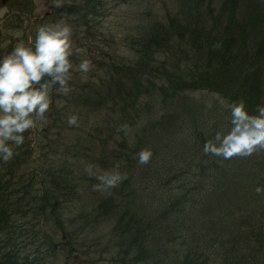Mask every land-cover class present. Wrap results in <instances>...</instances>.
I'll return each mask as SVG.
<instances>
[{"label": "trees", "instance_id": "trees-1", "mask_svg": "<svg viewBox=\"0 0 264 264\" xmlns=\"http://www.w3.org/2000/svg\"><path fill=\"white\" fill-rule=\"evenodd\" d=\"M185 3L188 17L181 27L174 20L169 26L150 28L138 51L139 61L127 69L133 83L126 97L132 101L130 109L135 113L138 100L149 97L152 102L146 114L152 115L148 118L151 125L146 124L138 133L139 141L135 140L128 158L123 153L126 139L121 133L122 141L116 144L113 156L129 176L120 185L123 190L106 193L95 204V224L115 221L116 230L123 234L122 254L128 255L132 264H264V227L257 229L264 225V195L254 190L257 184H264V151L230 161L202 153L205 139L216 129L229 126L233 101L246 100L253 112L259 103L264 0H225L230 16L220 29L213 24V0ZM182 39L188 40L189 49L181 52L177 67L169 70L165 62L155 61L172 41ZM195 91L216 94L225 105L205 96L196 100L185 96ZM122 95L123 91L120 101L126 104ZM153 111L160 115L156 117ZM129 117L132 127L134 116ZM29 147L24 144L13 160L0 163V264H20L24 259L16 247L20 214L25 219L31 212L38 215L36 210L59 208L61 197L67 198L63 190H67L68 180L60 177L70 178L66 167L51 166L41 175V182L26 180ZM142 148H151L154 153L147 165H139L133 158ZM199 161L210 167L207 181H200L202 185L196 189L191 187L197 185L193 165ZM112 166L102 164L98 169ZM166 188L176 195L169 194L165 200L159 190ZM125 189L131 199L126 209L119 203ZM57 224L62 232L67 229L60 220ZM169 229L172 233L163 238Z\"/></svg>", "mask_w": 264, "mask_h": 264}, {"label": "rangeland", "instance_id": "rangeland-1", "mask_svg": "<svg viewBox=\"0 0 264 264\" xmlns=\"http://www.w3.org/2000/svg\"><path fill=\"white\" fill-rule=\"evenodd\" d=\"M224 4L225 0H213V24L218 29L227 24L230 16V10L224 8ZM47 14L51 15L50 18L42 22ZM187 17L185 0H0V56L7 55L18 39L26 43L34 40L35 31L41 24L64 20L73 29L72 61L78 65L81 59L87 57L94 65L86 80L81 74L73 73L72 93L68 97H56L61 106L53 108L47 123L30 130V138L25 141L30 145L26 150L32 153L26 159V180L34 178L41 182L44 178L41 175L47 174L51 166L56 165L63 169L66 167L70 178L60 176L68 182L67 190H63V196L67 198L61 197L59 208L50 207L45 212L36 210L38 215L31 212L25 219L21 218V214L17 217V227H21V232L16 236V247L24 256L20 264H132L131 258L122 254L123 234L116 230L115 221L108 219L102 224H95L92 210L106 193L93 191L92 185L96 181L88 176L85 165L94 163L98 168L102 164L112 166L110 162H117L113 151L116 144L122 141L123 132L118 128L124 123L131 130L127 136L123 133L126 139L123 153H126V158L131 156L135 140L139 141L138 133L146 124L151 125L148 118L152 115L147 116L146 113L152 100L147 96L141 97L135 113H132V101L126 97L133 83L127 69L139 61L138 51L142 49L150 28L155 25L169 26V22L174 20L181 27L180 23ZM188 45L187 39L172 41L155 56V61L165 62V67L172 70L177 67L176 61L181 52L189 49ZM262 74L258 105H264V63ZM122 91L126 104L120 101ZM185 96L195 100L205 96L225 105L224 100L212 93L195 91ZM72 113L80 116L78 127L67 125V117ZM152 113L156 117L160 115ZM130 114L134 116L132 124L135 125L132 127ZM25 135L28 137L29 133ZM120 157L123 158L122 155ZM203 164L204 161H199L193 165L196 172L193 182L197 184L192 185L193 188L200 189V181H207L210 164L205 167ZM33 172L36 173L30 175ZM145 184L147 180L143 182V187ZM121 190L123 187L119 186L107 194ZM161 191V196L167 200L169 188L159 190V194ZM128 194V190L124 191L119 201L124 208L131 200ZM58 220L67 228L63 232L57 224ZM261 227L264 225L257 226V229ZM169 233L172 230L163 238L167 239ZM53 246H56L55 250Z\"/></svg>", "mask_w": 264, "mask_h": 264}, {"label": "clouds", "instance_id": "clouds-1", "mask_svg": "<svg viewBox=\"0 0 264 264\" xmlns=\"http://www.w3.org/2000/svg\"><path fill=\"white\" fill-rule=\"evenodd\" d=\"M73 55L72 26L56 20L38 26L31 42L18 39L7 55L0 56V163L13 160L30 138V130L48 122L53 108L61 106L56 97H68L72 93L73 73L81 74L86 80L87 74L93 71L90 58L85 57L76 65L71 59ZM79 123V114L68 115L69 127H78ZM228 125L205 139L203 155L230 161L264 151V105H257L253 112L246 100L233 101ZM130 130L127 123L118 128L126 136ZM153 155L151 148H142L133 158L137 164L147 165ZM121 169L119 161L102 171L94 163L85 165L88 176L96 181L93 191L104 193L119 187L128 178L127 172ZM254 190L257 195H264V184H257Z\"/></svg>", "mask_w": 264, "mask_h": 264}]
</instances>
